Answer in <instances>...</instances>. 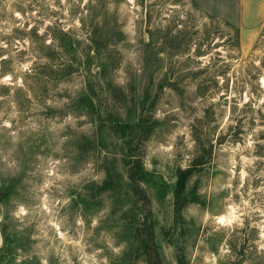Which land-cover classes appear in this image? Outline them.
<instances>
[{
  "label": "rangeland",
  "instance_id": "1",
  "mask_svg": "<svg viewBox=\"0 0 264 264\" xmlns=\"http://www.w3.org/2000/svg\"><path fill=\"white\" fill-rule=\"evenodd\" d=\"M263 122L264 0H0V264H264Z\"/></svg>",
  "mask_w": 264,
  "mask_h": 264
},
{
  "label": "trees",
  "instance_id": "2",
  "mask_svg": "<svg viewBox=\"0 0 264 264\" xmlns=\"http://www.w3.org/2000/svg\"><path fill=\"white\" fill-rule=\"evenodd\" d=\"M236 36L237 34L235 35V37ZM140 121H142V117L139 119V122ZM139 122H136L135 126H139ZM239 124L240 123H238V121H235L233 125H229L228 130H233V132L230 133H233V135H237V132L234 129H238ZM221 136L222 135H220V137ZM261 136L264 137V133H261ZM131 139L133 138L130 136V140L126 141L128 142V145L130 144V142L132 143ZM194 139L196 142L195 150L190 158V162L186 167L180 168L177 173L178 189H176L177 191L175 190V202L176 199L178 201V199H180V197L183 195V192H185L184 190L187 186L188 180L196 175V173L201 169V166L208 161V158L211 155L212 142H209L207 146H200V141L198 140V138L195 137ZM123 159L124 166L120 174L116 170V177L114 176L115 174L113 168H105L107 180L104 182V187L107 186V188H113L114 186L120 185V183L123 182L127 188V192L129 195L141 196L143 197L145 203H149V198L146 194L145 188L143 187V182L146 179L147 172L145 170L142 158L138 154H136L129 145V150L126 152ZM182 207L183 206L179 207L177 209V212L181 211ZM134 224L135 242L137 243V248L141 249L143 251V254L146 256L147 264H151V261L153 259H155V264H160L161 262L159 254L154 243V223L150 210L149 212H142L141 214H139ZM237 252L240 260L245 257L244 242L238 243ZM176 261L177 264H187L185 258L181 256H177Z\"/></svg>",
  "mask_w": 264,
  "mask_h": 264
},
{
  "label": "crops",
  "instance_id": "3",
  "mask_svg": "<svg viewBox=\"0 0 264 264\" xmlns=\"http://www.w3.org/2000/svg\"><path fill=\"white\" fill-rule=\"evenodd\" d=\"M241 3H242V4H245V3H246V0H241Z\"/></svg>",
  "mask_w": 264,
  "mask_h": 264
}]
</instances>
